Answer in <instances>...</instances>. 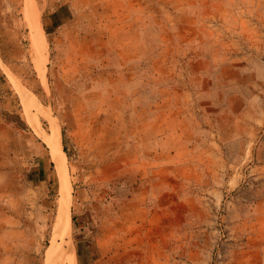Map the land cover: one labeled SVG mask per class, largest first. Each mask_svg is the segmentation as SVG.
Wrapping results in <instances>:
<instances>
[{"label": "rangeland", "instance_id": "1", "mask_svg": "<svg viewBox=\"0 0 264 264\" xmlns=\"http://www.w3.org/2000/svg\"><path fill=\"white\" fill-rule=\"evenodd\" d=\"M31 1L42 43L0 0V264H264V0Z\"/></svg>", "mask_w": 264, "mask_h": 264}, {"label": "crops", "instance_id": "2", "mask_svg": "<svg viewBox=\"0 0 264 264\" xmlns=\"http://www.w3.org/2000/svg\"><path fill=\"white\" fill-rule=\"evenodd\" d=\"M160 128H161V141L167 137L166 131L164 128L163 118L160 120ZM167 130V129H166ZM162 168V167H161ZM154 192V200L149 205L148 208V218L147 223L153 228V237L152 242L154 243L153 250L161 249L163 240L168 239V230H169V186L167 180L163 184L162 180L158 183H155V186L152 185ZM159 198V199H158ZM164 199V202H163ZM146 221V220H145ZM141 232L138 231V234ZM144 234V233H142ZM140 240V238H137ZM144 240L143 238L141 239Z\"/></svg>", "mask_w": 264, "mask_h": 264}, {"label": "bare ground", "instance_id": "3", "mask_svg": "<svg viewBox=\"0 0 264 264\" xmlns=\"http://www.w3.org/2000/svg\"><path fill=\"white\" fill-rule=\"evenodd\" d=\"M27 11H28V13H29V15L32 17V19H33V22H34V31H35V37H37V39H38V41H40L41 43H42V38H41V36L40 35H42L41 34V32H40V30L38 31V26H37V23H35V20L37 19L36 18V13H35V6H34V4L32 3V1L31 0H28V3H27ZM34 36V35H33ZM36 39V38H35ZM34 40V39H33ZM37 40H34V42H33V44H34V46H35V43L36 42H38ZM40 43H38L37 45H38V52H39V54L38 55H40V51H41V44L39 45ZM30 94V93H29ZM21 98V97H20ZM33 100H35V98L33 97ZM36 102H33V103H36L37 104V100H35ZM31 103V101L29 102L28 101V104H30ZM22 104V103H21ZM27 104V103H26ZM24 105H25V102H24ZM35 106V105H34ZM39 106V105H38ZM27 106H25V108H26ZM37 107V106H36ZM35 107V108H36ZM38 108V107H37ZM36 108V109H37ZM34 109V108H33ZM27 111V110H26ZM37 111V110H36ZM32 112V111H31ZM42 112H44L43 110H42ZM33 113V112H32ZM26 114H28V112L26 113ZM29 116V115H28ZM45 116L47 117V118H49L50 119V116L48 115V114H45ZM30 119L28 118V121H29ZM35 122V121H34ZM33 122V123H34ZM39 123V122H38ZM30 125V124H29ZM32 127H34V126H32ZM36 127V128H35ZM35 127H34V129H36V131L37 132H39V133H41L40 132V129H39V125L37 124V123H35ZM51 133L48 135V136H44V139L47 141V143L50 145V147H52L51 149H54L55 150V153H56V155H58V166H60L61 167V157H62V159H63V155H61L60 156V144H59V133H58V128H57V126H56V124H54L53 122L51 123ZM53 152V151H52ZM57 157V156H56ZM53 158H54V156H53ZM52 158V159H53ZM55 159V158H54ZM63 162V161H62ZM63 164V163H62ZM57 165H56V167H57ZM63 168V167H62ZM59 169H61V168H59ZM61 170H63V169H61ZM60 170V171H61ZM63 172V171H62ZM64 188V187H63ZM65 191V190H64ZM69 203L67 202V197H66V195H65V193L63 194V198H62V205H61V208H60V213H59V223L57 224V225H59L60 224V226H61V224L63 223V219H64V216L66 215V213H67V205H68ZM69 207V206H68ZM66 225H67V223H66ZM66 230H67V228H66ZM63 234H65L64 233V230H63ZM54 248L56 249V247H55V242L53 241V243H52V245H51V248L48 250V253H50V252H53L54 251ZM60 253V252H59ZM70 264H73V262H72V260H70Z\"/></svg>", "mask_w": 264, "mask_h": 264}]
</instances>
